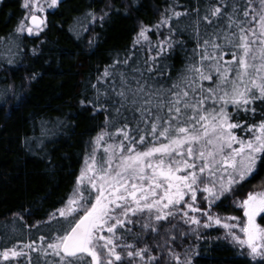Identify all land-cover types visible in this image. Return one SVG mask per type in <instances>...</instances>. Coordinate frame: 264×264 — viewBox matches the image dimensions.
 I'll return each instance as SVG.
<instances>
[{
	"label": "snow or ice",
	"instance_id": "1",
	"mask_svg": "<svg viewBox=\"0 0 264 264\" xmlns=\"http://www.w3.org/2000/svg\"><path fill=\"white\" fill-rule=\"evenodd\" d=\"M59 2L50 0L47 7ZM22 6L29 16L21 19L16 31H42L46 20L37 13L45 11L44 5L39 0H24ZM196 11L193 31L199 52L194 49L193 53L199 59L190 58L171 85L135 69L139 75L118 73L119 88L115 82L111 86L116 99L105 92L102 101L97 89L89 101L94 108L99 104L96 110L107 112L105 104L112 99L114 115L106 119V127L119 120L124 123L115 134L102 131L95 138L67 204L50 214L49 220L57 221L50 226L54 235L40 236V244L32 240L22 247H5L0 251L5 264H19L21 257L33 264V252L38 254L36 264L41 260L43 264H153L158 257L150 254L151 248L146 243L137 247L149 233L161 237L163 243L157 242L156 247L166 250L170 260L192 264L190 257L181 262L179 254L167 247L176 239L172 232L177 224L171 220L177 217L197 226L192 230L200 238L202 221L190 213L205 217V228L213 222L222 226L225 239L247 248L254 260H264V226L257 222V217L264 219V191L249 192L238 202L244 220L210 213L221 197L236 195L238 185L264 171V163L257 167L258 160L264 161V119L249 124L239 118L250 113L254 119L258 112L264 116V0H219L202 18L213 27L203 36ZM182 15L188 13L173 11L155 27L168 25L172 33L173 17L178 21ZM220 20L225 23L221 25ZM149 30L141 27L136 43L141 38L148 40ZM164 43L160 42L157 56L164 52ZM167 43L170 48L171 36ZM229 53L231 60H226ZM152 60L155 63L156 57ZM166 67H148L146 71H156L162 78ZM110 68L115 65L105 68V78L116 75ZM204 81L211 83L205 87ZM237 129L244 135H237ZM116 135L122 138L116 140ZM105 136L113 142L104 140ZM101 142L103 154L97 158ZM204 203L207 209L201 206ZM58 218H63L64 224ZM136 226L139 232L133 231ZM129 236L134 242H128Z\"/></svg>",
	"mask_w": 264,
	"mask_h": 264
},
{
	"label": "trees",
	"instance_id": "2",
	"mask_svg": "<svg viewBox=\"0 0 264 264\" xmlns=\"http://www.w3.org/2000/svg\"><path fill=\"white\" fill-rule=\"evenodd\" d=\"M23 3L24 0H0V251L14 244L22 247L32 240L40 244V236L54 235L50 226L57 221H50V214L66 205L92 139L102 130L113 133L124 123L119 120L108 127L105 124L114 115L112 99L116 98L111 86L115 82L119 88L118 73L139 75L135 69H140L145 77L171 85L190 58L199 59L193 53L194 49L199 52L193 31L196 10L203 36L206 29L210 33L213 27L202 18L219 0H62L45 12L46 26L42 31L31 36L16 31L25 15ZM173 11L188 15L178 21L173 17L172 33L168 25L157 29L155 25L164 16H172ZM219 23L223 25L225 21ZM144 26L150 29L148 40L141 38L136 43ZM160 42H165L164 52L157 56ZM152 57H156L155 63ZM125 59L127 64L123 63ZM225 59L231 60V54ZM112 65L115 68L110 71L116 75L105 78V68ZM165 66L162 78L156 71H146L148 67ZM203 83L207 87L211 82ZM97 89L102 101L105 92L112 97L105 104L107 112L96 110L99 104L94 108L89 103ZM239 118L252 124L264 116L258 112L254 119L250 113ZM262 163L258 160L257 167ZM262 184L264 171L239 186L236 194ZM231 202L229 196L217 202L211 206V214H225ZM202 218L199 217V239L192 230L197 226L171 220L177 224L172 232L176 239L168 247L174 251L180 247L182 257L190 251L192 264H264L239 252L224 238L222 230L203 227ZM58 219L64 224L63 218ZM257 220L264 225V219ZM133 231L139 232V226ZM128 242H134L133 237L129 236ZM157 242L163 243L161 237L149 233L137 247L146 243L151 248L150 254L158 257L153 264H170L173 260L166 250L156 247ZM31 255L36 264L38 254ZM0 264L5 262L0 259ZM19 264H27L26 259L19 258Z\"/></svg>",
	"mask_w": 264,
	"mask_h": 264
},
{
	"label": "rangeland",
	"instance_id": "3",
	"mask_svg": "<svg viewBox=\"0 0 264 264\" xmlns=\"http://www.w3.org/2000/svg\"><path fill=\"white\" fill-rule=\"evenodd\" d=\"M39 2L42 4V5H44V7H45V11L44 12H39V13H37V15H39V16H41L42 18H44L45 19V15H46V11L47 10H49V9H51V8H49V7H47V5H48V3H50V0H39ZM26 16H29V10H27V9H25V15H24V17H26ZM23 17V18H24ZM25 23L27 24V20L25 21ZM21 33H25V34H27V35H29V36H31V35H35V34H37V32H33L32 34H28L26 31H24V32H21ZM102 131H106V132H108L107 130H102ZM102 131H100L99 133H98V135L99 134H101V132ZM235 131H237V130H235ZM115 132L116 131H114L113 132V134H115ZM109 133V132H108ZM244 135V133L241 131V132H238L237 133V135ZM97 135V136H98ZM97 136H95L93 139H92V141H91V148H90V151H89V153L85 156V159H84V161H83V163H82V165H81V170L85 167V160H86V158H87V156L88 155H90L91 153H92V149H93V144L95 143V138L97 137ZM116 140H119V139H121V136H119V135H116L115 137H114ZM104 140H107L109 143H112L113 141L112 140H109L108 139V136H105L104 137ZM103 148H104V144H103V142H101V144H100V146L98 147V149H97V158H99L102 154H103ZM257 165H258V161H257ZM81 170H80V172H79V175H80V173H81ZM78 175V176H79ZM76 180H77V178H76ZM76 186V185H75ZM237 188H239V185L237 186ZM74 190V189H73ZM253 191H264V184H262V186H256L255 185V187H252L251 189H245V190H243V191H240L238 194H236L237 196H235V195H232V194H226L224 197H221V200L220 201H217V202H221L222 200H225L226 198H228V196L229 197H231V203L228 205L229 207L227 208L226 207V209H227V212L225 213V214H220V213H216V214H212L213 216H219V217H221L222 219L223 218H225V217H230V216H236V217H240L241 218V220H244V219H246L245 217H244V215H243V209L242 208H240V207H238L237 205H238V202L240 201V200H242L243 198H246V196H247V194L249 193V192H253ZM73 193V192H72ZM72 195V194H71ZM217 202H216V204H213V205H217ZM197 203L198 204H200L201 203V198H200V195H199V193H198V199H197ZM66 204H67V202H66ZM203 208H208L209 206L207 205V203H204V204H202L201 205ZM211 209V208H210ZM210 213H211V210H210ZM190 215H196L198 218L199 217H201V215H200V213H190ZM203 217V216H202ZM206 218L205 217H203L202 218V220H205ZM257 219H258V217H257ZM173 221H175L176 223L177 222H180V223H182L181 221H183V220H181L179 217H177L176 219H174ZM233 223H234V221H232ZM257 222H258V220H257ZM259 223V222H258ZM182 224H184L185 225V223H182ZM186 225H189V226H194V225H190V224H186ZM264 226V225H263ZM179 227H181V226H179ZM195 228V227H194ZM210 228H215V229H220V230H222L223 231V236L225 235V232H226V230L222 227V226H220V225H216L214 222H213V224H212V226L210 227ZM190 229V228H189ZM189 229H187V230H189ZM193 229V228H192ZM181 229H179V231H180ZM238 234H240V233H238ZM240 235H242V234H240ZM197 236V235H196ZM195 236V237H196ZM228 241H230L231 242V240L230 239H227ZM172 242V241H171ZM232 243V242H231ZM233 244V243H232ZM179 245V244H178ZM234 245V244H233ZM236 248H237V250L239 251V252H241V253H243V255H246V256H248L250 259H252L253 261H264V260H260V258H257V259H253L250 255H248L247 253H248V250H247V248H244V249H241L238 245H234ZM168 247V246H167ZM181 251H182V249L179 247L178 248V250L176 249L175 250V252L176 253H178L179 254V256H180V261L181 262H184L185 260H186V258H188V257H190L191 258V260H192V256H191V254H190V251H188V252H186L185 254V256H181ZM170 264H177V262L175 261V260H173V261H171L170 262Z\"/></svg>",
	"mask_w": 264,
	"mask_h": 264
},
{
	"label": "water",
	"instance_id": "4",
	"mask_svg": "<svg viewBox=\"0 0 264 264\" xmlns=\"http://www.w3.org/2000/svg\"><path fill=\"white\" fill-rule=\"evenodd\" d=\"M60 1H62V0H60ZM27 23H28V24H30V19H29V20H27Z\"/></svg>",
	"mask_w": 264,
	"mask_h": 264
}]
</instances>
